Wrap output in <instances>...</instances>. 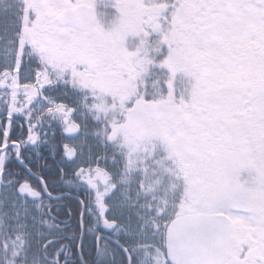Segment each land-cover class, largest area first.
<instances>
[{
	"label": "snow or ice",
	"instance_id": "snow-or-ice-1",
	"mask_svg": "<svg viewBox=\"0 0 264 264\" xmlns=\"http://www.w3.org/2000/svg\"><path fill=\"white\" fill-rule=\"evenodd\" d=\"M0 264H264V0H0Z\"/></svg>",
	"mask_w": 264,
	"mask_h": 264
}]
</instances>
